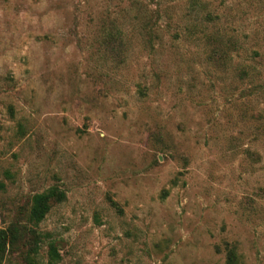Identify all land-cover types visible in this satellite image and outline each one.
Segmentation results:
<instances>
[{"label":"rangeland","instance_id":"obj_1","mask_svg":"<svg viewBox=\"0 0 264 264\" xmlns=\"http://www.w3.org/2000/svg\"><path fill=\"white\" fill-rule=\"evenodd\" d=\"M8 227L0 264H264V0H0Z\"/></svg>","mask_w":264,"mask_h":264},{"label":"trees","instance_id":"obj_2","mask_svg":"<svg viewBox=\"0 0 264 264\" xmlns=\"http://www.w3.org/2000/svg\"><path fill=\"white\" fill-rule=\"evenodd\" d=\"M63 199V192L56 187H50L41 193L31 196L26 216L27 223L32 227L37 226L48 212L50 204L52 202H61ZM24 232L30 235V239H25L23 244H26L28 246V251L34 254L37 246L36 240L39 238L40 234L35 232L32 228H26L24 229ZM18 233V230L14 227L0 229V263L6 250L15 246V243L18 240ZM47 254L49 261L57 258L56 251L51 243L48 244ZM29 259L30 258H28L27 261L32 264L33 262H31V259ZM228 261H231V257H228Z\"/></svg>","mask_w":264,"mask_h":264}]
</instances>
